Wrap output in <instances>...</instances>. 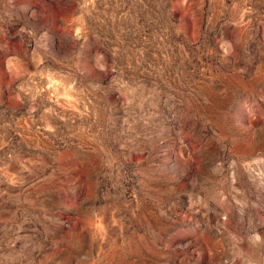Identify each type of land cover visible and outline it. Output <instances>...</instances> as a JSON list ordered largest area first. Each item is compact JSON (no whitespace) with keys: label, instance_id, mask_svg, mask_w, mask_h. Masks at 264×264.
Segmentation results:
<instances>
[{"label":"rangeland","instance_id":"1","mask_svg":"<svg viewBox=\"0 0 264 264\" xmlns=\"http://www.w3.org/2000/svg\"><path fill=\"white\" fill-rule=\"evenodd\" d=\"M0 264H264V0H0Z\"/></svg>","mask_w":264,"mask_h":264}]
</instances>
